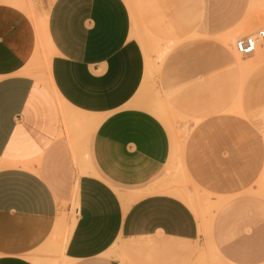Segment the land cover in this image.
<instances>
[{
  "label": "crops",
  "instance_id": "obj_1",
  "mask_svg": "<svg viewBox=\"0 0 264 264\" xmlns=\"http://www.w3.org/2000/svg\"><path fill=\"white\" fill-rule=\"evenodd\" d=\"M44 1L47 9L36 12L0 0V264H44L35 252L49 244L74 196L66 264H127L109 255L121 243L133 263L201 264L203 230L229 262L264 264L263 163L231 168L220 159L203 172L201 183L214 194L206 222L156 191L151 185L170 154L158 118L170 123L159 104L134 103L143 59L126 3ZM154 15L161 27L181 24L176 31L233 33L264 17V0H161ZM39 64L44 70L32 67ZM248 64L245 95L264 97V56ZM74 114L96 120L90 165L75 179L65 133Z\"/></svg>",
  "mask_w": 264,
  "mask_h": 264
},
{
  "label": "rangeland",
  "instance_id": "obj_2",
  "mask_svg": "<svg viewBox=\"0 0 264 264\" xmlns=\"http://www.w3.org/2000/svg\"><path fill=\"white\" fill-rule=\"evenodd\" d=\"M11 1L29 11L34 8L39 12L48 7V1L44 0ZM124 2L132 17L131 39L143 59L142 80L134 103L140 108L142 101L162 105L167 109L162 107L163 110H169L167 115L172 121L168 126L158 118L169 135L170 154L151 187L180 198L197 218L206 222L213 209L210 198L214 194L201 183L204 171L220 159L227 160L231 168H243L259 161L264 165V97L245 95L250 78L248 62L251 57L264 56V49H261L264 41L250 56H240L233 47L235 38L258 28L264 29V17L255 25L233 33L203 35L176 31L182 28L181 24L175 26L171 21L161 27L154 18V14L161 11V0ZM42 64L32 67L44 70ZM251 108L254 111H249ZM89 120L80 125L72 120L65 129L70 141L74 179L82 174L84 165H90L88 136L96 120ZM116 193L121 201H128L124 193L117 190ZM66 205L59 213L63 216L49 244L35 252L36 258L42 259L44 264L67 260L64 249L75 220L70 228L67 221L71 216L76 218L73 213L77 208L75 196ZM203 238L198 263L233 264L216 250L206 230H203ZM109 255L122 263H135L130 261L122 243L114 244Z\"/></svg>",
  "mask_w": 264,
  "mask_h": 264
},
{
  "label": "built area",
  "instance_id": "obj_3",
  "mask_svg": "<svg viewBox=\"0 0 264 264\" xmlns=\"http://www.w3.org/2000/svg\"><path fill=\"white\" fill-rule=\"evenodd\" d=\"M264 41V29L258 28L250 34L235 38L233 42L234 50L240 56H249Z\"/></svg>",
  "mask_w": 264,
  "mask_h": 264
},
{
  "label": "bare ground",
  "instance_id": "obj_4",
  "mask_svg": "<svg viewBox=\"0 0 264 264\" xmlns=\"http://www.w3.org/2000/svg\"><path fill=\"white\" fill-rule=\"evenodd\" d=\"M252 33V32H251ZM250 34V33H249ZM256 50V49H255ZM147 56H148V54H147ZM250 56V55H249ZM36 76H39V77H41V78H43V80L45 81V82H47L48 83V77L47 76H45V74H43V73H38V74H36ZM146 80V79H145ZM60 99V98H59ZM165 109V107L164 106H162V105H158L157 106V108H158V111L159 112H161L163 115H165L166 117H168L167 119H168V121H169V123L170 124H172V121H170V117H169V115H167V114H169L168 113V111H165V110H167V109H165V110H163V108ZM68 110H67V107H65V105H62V112H63V118L65 119V120H67L68 118H69V112H67ZM167 112V113H166ZM84 117V116H83ZM72 120L77 124V125H80V124H84V123H86V121L82 118V115L81 114H74V116H73V118H72ZM84 163H86V162H84ZM84 165V164H83ZM85 166V165H84ZM81 172L82 173H84L85 172V167L83 168H81ZM134 196V195H133ZM137 196V195H136ZM76 208H74L73 209V213L74 214H76ZM66 214V213H65ZM62 216H63V214H61L60 216H58L57 217V221H56V224H55V227H54V229H53V232H52V234H51V238L54 236V233H55V231H56V229H57V226H58V224H59V220H61V218H62ZM74 218H73V216H71V218H69V220L67 221L68 223H67V225L69 226V228H70V226L74 223ZM49 264H52V263H49ZM57 264H66V262L64 261V262H61V263H57Z\"/></svg>",
  "mask_w": 264,
  "mask_h": 264
}]
</instances>
